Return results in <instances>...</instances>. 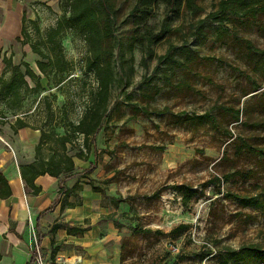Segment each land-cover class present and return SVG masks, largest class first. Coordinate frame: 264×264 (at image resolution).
I'll list each match as a JSON object with an SVG mask.
<instances>
[{"label": "rangeland", "instance_id": "374dc122", "mask_svg": "<svg viewBox=\"0 0 264 264\" xmlns=\"http://www.w3.org/2000/svg\"><path fill=\"white\" fill-rule=\"evenodd\" d=\"M42 1L27 7L28 36L13 44L14 65L25 71L22 63H28L41 84L27 96L21 112L31 126L64 135L84 115L98 80L87 68V46L79 31L70 29L56 43L49 41L69 0ZM219 1L198 0L204 10L197 14L183 10L168 22L170 31L151 46L150 55L132 40L136 0H117L112 44L118 45L114 68L119 82L111 89L107 115L93 140L96 167L91 178L98 204L111 211L102 217L121 225L120 264H223L225 247L264 248V211L223 194L264 193V156L244 145L264 150V68L261 54L241 40L264 49V17L262 27L252 19L228 24L238 38H219L216 23H201ZM164 18L165 6L160 5L148 26L159 32ZM33 47L52 58L62 52L67 71L42 74L37 62L48 60ZM159 56L166 58L159 61ZM28 81L35 87L36 81ZM181 82L186 85L179 87ZM154 86L161 91L148 99ZM0 106L5 108V100ZM230 109L240 110L239 120ZM5 113L0 116L14 120L11 112ZM207 113L217 118L220 129L200 118ZM72 139L68 153L75 155L83 137ZM234 173L238 176L222 182L219 193L214 178ZM113 199L122 201L116 205ZM182 224L189 228L174 232ZM207 250L212 254L200 260Z\"/></svg>", "mask_w": 264, "mask_h": 264}, {"label": "trees", "instance_id": "16d2710c", "mask_svg": "<svg viewBox=\"0 0 264 264\" xmlns=\"http://www.w3.org/2000/svg\"><path fill=\"white\" fill-rule=\"evenodd\" d=\"M198 0H136L135 5L131 10L133 17V26L135 28L132 35L139 46H146L148 53L152 55L151 46L163 41L170 25L168 24L173 18H179L183 10H188L193 13H200L204 9L197 3ZM160 5L165 6L164 28L159 32H154L149 26L148 21L156 17L157 8ZM118 13L117 0H69L68 10L62 18L57 22V26L51 29L49 33V41L57 42V38L62 36L67 30L75 29L84 37L87 46V68L93 72L98 80V90L91 99V103L86 107L84 115L76 124H72V133H65L58 135L55 131H46L40 127H33L22 119L17 118L16 125L19 127H31L33 129L41 130V138L36 147V161L30 165L22 166V177L25 183L27 193L38 195L42 189L37 186L36 180L42 175H51L53 177L64 176L71 178L75 175H80L82 178H88L90 184L95 191L97 187L93 183L91 174L96 167V162L90 161V166L80 173L75 174L76 166L74 158L82 161H89L93 148V140L99 133L103 120L105 119L110 103L111 89L119 82L114 68V56L117 44H112L115 39L117 30L116 20ZM264 17V0H220L215 11L210 13L205 19L201 21H212L217 24L219 38L226 35H235V29H231L228 24H234L242 19L247 22L252 19L255 23L262 27V18ZM26 18L23 22L22 38H18L19 42L24 43L25 37L28 36L26 31ZM26 40V39H25ZM246 47L251 51H258L261 54L262 64L264 68V49H258L252 42L241 39ZM33 51L41 56L37 66L42 74L48 75L53 72L64 73L67 71L68 62L66 61L62 52L52 58L50 54H46L37 48L33 47ZM166 57L159 56L158 60L162 61ZM5 70L0 76V100H5L6 106H0V113L4 116L6 111L17 114L24 108L25 100L31 93H35L38 88H41L39 82L40 76L30 67L28 63H22L25 66V71H22L21 65H14L12 58L5 57L3 60ZM146 61L144 60V63ZM190 60H188V63ZM124 63V59L122 61ZM10 72L9 77H5L6 72ZM28 79L36 81L35 87H31ZM151 82H148L150 85ZM186 84L181 82L179 87ZM188 86V85H187ZM153 95H146L148 99L154 98L161 88L153 87ZM147 98V97H145ZM135 109L139 107L134 105ZM5 110V111H4ZM237 120L240 117V110L230 109ZM202 119H207L212 126L220 129L218 120L210 113L202 115ZM74 138L83 137L82 148L78 150L75 155L68 153V145L73 143ZM250 151L258 155L264 156V150L255 149L247 143H244ZM47 147V148H46ZM47 149V150H46ZM238 176L234 173L223 178L215 177L212 183L217 185L219 193H222L221 183L229 180L231 177ZM228 199L236 200L243 206H251L264 211V193L261 196H243L231 192L223 193ZM12 195L11 187L8 179L0 171V196L8 198ZM116 205L122 199H113ZM112 220V218H111ZM117 228L121 225L114 222ZM62 226V223L54 225L53 233ZM69 230H74L78 233H83L87 229L82 227H70ZM189 228V225L182 224L178 226L176 231H184ZM221 258L223 264H228L229 261H234L235 264L244 262L245 264H264V248L260 245H249L242 248L225 247L221 251ZM212 254L211 250L204 251L200 254V260H204ZM2 256L0 254V261ZM34 260L29 264H33ZM173 264H178L174 262Z\"/></svg>", "mask_w": 264, "mask_h": 264}, {"label": "crops", "instance_id": "0c3cea01", "mask_svg": "<svg viewBox=\"0 0 264 264\" xmlns=\"http://www.w3.org/2000/svg\"><path fill=\"white\" fill-rule=\"evenodd\" d=\"M42 2L0 0V76L5 70L4 58L14 62L13 44L22 38L24 19L29 18L27 7ZM11 114L13 121L0 116V171L12 191L8 198L0 196V264H29L33 260L35 264L36 248L47 264H56L58 258H80L77 264H120V229L113 220L102 217L111 211L107 213L98 204L99 194L88 178L42 175L36 180L42 191L27 193L21 167L36 161L41 130L17 126V118L28 123L26 114ZM92 156L89 161L74 158L75 174L90 166ZM58 223L62 226L53 233ZM68 226L87 230L78 233Z\"/></svg>", "mask_w": 264, "mask_h": 264}, {"label": "built area", "instance_id": "2783aa9c", "mask_svg": "<svg viewBox=\"0 0 264 264\" xmlns=\"http://www.w3.org/2000/svg\"><path fill=\"white\" fill-rule=\"evenodd\" d=\"M79 262H81L80 258H75L74 260L71 261L70 260L66 261L64 258H58L56 264H77ZM35 264H47L43 258L41 251L38 248H36L35 251Z\"/></svg>", "mask_w": 264, "mask_h": 264}]
</instances>
